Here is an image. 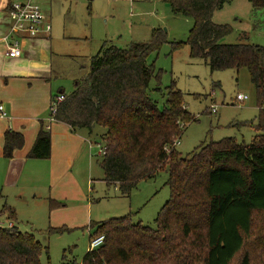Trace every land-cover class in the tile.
<instances>
[{
  "label": "trees",
  "instance_id": "trees-1",
  "mask_svg": "<svg viewBox=\"0 0 264 264\" xmlns=\"http://www.w3.org/2000/svg\"><path fill=\"white\" fill-rule=\"evenodd\" d=\"M164 1L174 15L194 21L187 42L174 43L173 50L187 45L190 58L204 61L211 73L248 71L258 115L238 125L251 127L255 136L250 144L234 138L203 143L183 156L174 145L194 122L184 94L173 83L163 110L149 94L152 81L160 77L148 59L166 44L165 32L155 29L148 43L132 42L126 49L104 42L89 67L82 68L87 73L75 81L73 92L58 93L66 99L56 121L91 134L96 126L107 131L103 181L122 196L164 172L170 198L155 228L133 223L130 215L95 223L90 241L104 236V244L80 262L62 264H264V47L221 43L233 31L215 24L213 16L233 0ZM248 1L264 10V0ZM24 146L21 133L5 132L6 160ZM51 154V132L42 122L27 157L49 160ZM49 206L63 205L49 200ZM3 217L17 221L15 209L7 205L0 211ZM43 251L34 235L16 226L0 227V264H42Z\"/></svg>",
  "mask_w": 264,
  "mask_h": 264
},
{
  "label": "rangeland",
  "instance_id": "rangeland-1",
  "mask_svg": "<svg viewBox=\"0 0 264 264\" xmlns=\"http://www.w3.org/2000/svg\"><path fill=\"white\" fill-rule=\"evenodd\" d=\"M40 4L52 24L50 46L43 49L42 57H47L48 66L52 67L46 85L52 87L55 95L61 90L66 95L73 92L75 81L87 73L82 68L89 67L104 42L126 49L132 42L148 43L152 30L161 29L166 34V44L148 59L160 77V81L157 78L152 81L150 97L163 110L167 89L175 83L184 94L187 111L194 117V122L186 126L177 150L186 156L203 143L225 138H234L240 144L251 143L254 130L238 125L254 121L258 115L257 92L248 71L211 73L204 61L190 58L187 45L173 50L174 43L187 42L193 19L174 15L164 0H93L92 3L42 0ZM213 22L232 28V34L222 44L264 47V10H255L248 0L231 1L214 14ZM238 95L248 99L238 102ZM213 106L216 114L211 111ZM49 114L48 109L44 115L46 125ZM79 131H85L89 137L85 151L78 152L73 165L55 186L42 177V199L33 202L35 193L31 190L23 194L27 201L16 198L20 190L7 189L4 193L10 196L9 203L18 208V214L17 221L0 218L1 227L14 224L20 232L34 235L44 247L42 264L82 261L90 250V237L96 232L92 225L96 222L130 215L133 223L155 228V220L170 198L166 186L168 175L164 172L153 180L141 182L130 196H122L117 187L108 186L100 165L107 131L99 126L93 129L92 136L87 129ZM55 191L60 196L56 202L63 206L51 210L49 200ZM5 199L0 197L3 205Z\"/></svg>",
  "mask_w": 264,
  "mask_h": 264
},
{
  "label": "crops",
  "instance_id": "crops-1",
  "mask_svg": "<svg viewBox=\"0 0 264 264\" xmlns=\"http://www.w3.org/2000/svg\"><path fill=\"white\" fill-rule=\"evenodd\" d=\"M9 2L10 0H0V37L10 31ZM45 15L51 23L49 15L46 13ZM50 37L51 34L29 39L18 34L17 38L21 42L23 51L19 59L7 57L8 43L0 42V107H4L8 115L4 117L0 111V197L2 200L6 198L4 205L3 201H0V208L2 205L3 207L7 205L15 209L17 214L18 208L9 203L10 196L4 195L7 189L13 192L20 190L21 193L17 192L16 198L22 201H27V197L23 194L29 190L35 193L33 202L42 199V177L46 183L49 181L51 186H55L61 180L63 173L71 164L73 165V158L80 150H84L85 144L89 141L85 131L72 130L68 125L56 122L50 130L51 158L34 160L27 157L35 143L41 123L46 124L44 115L48 114L50 102L55 95L52 87L46 85L52 67L48 66V58L42 57L43 49H49ZM42 60L45 64H42ZM8 129L21 133L25 138L24 148L16 151L13 159L9 161L4 158L3 153L4 135ZM69 158L71 162H68ZM20 184L22 185L19 187ZM59 197L55 191L51 194L50 200L56 201L60 199Z\"/></svg>",
  "mask_w": 264,
  "mask_h": 264
},
{
  "label": "built area",
  "instance_id": "built-area-1",
  "mask_svg": "<svg viewBox=\"0 0 264 264\" xmlns=\"http://www.w3.org/2000/svg\"><path fill=\"white\" fill-rule=\"evenodd\" d=\"M42 0H10L8 3V16L11 20L10 31L7 35L0 37V42L8 43L6 56L11 59H19L22 57L23 51L21 42L17 38L20 34L25 38L37 39L51 34L52 26L48 21L40 4ZM66 97L63 94H56L52 98L49 106V117L47 118L46 130L50 131L51 126L56 123V114L60 106L65 101ZM248 99L247 96L238 95L237 101L244 102ZM0 111L4 117L7 113L4 107H0ZM212 113L216 114V107H211ZM179 145V141L175 143V147ZM105 148L102 149L101 154L105 155ZM10 224L8 228H13ZM1 227V225H0ZM104 236H100L90 243V250L98 249L104 244Z\"/></svg>",
  "mask_w": 264,
  "mask_h": 264
}]
</instances>
